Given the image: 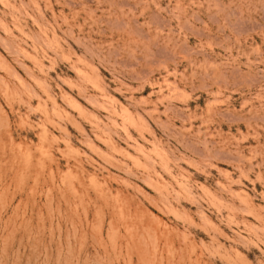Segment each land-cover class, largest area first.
<instances>
[{"label":"rangeland","instance_id":"obj_1","mask_svg":"<svg viewBox=\"0 0 264 264\" xmlns=\"http://www.w3.org/2000/svg\"><path fill=\"white\" fill-rule=\"evenodd\" d=\"M0 264H264V0H0Z\"/></svg>","mask_w":264,"mask_h":264}]
</instances>
